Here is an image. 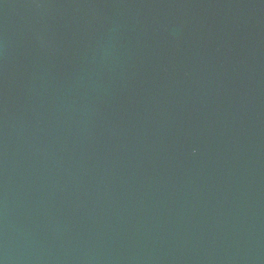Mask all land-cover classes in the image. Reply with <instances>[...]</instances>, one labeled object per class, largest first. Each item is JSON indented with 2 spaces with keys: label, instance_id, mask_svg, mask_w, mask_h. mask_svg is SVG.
Wrapping results in <instances>:
<instances>
[{
  "label": "water",
  "instance_id": "obj_1",
  "mask_svg": "<svg viewBox=\"0 0 264 264\" xmlns=\"http://www.w3.org/2000/svg\"><path fill=\"white\" fill-rule=\"evenodd\" d=\"M0 264H264V0H0Z\"/></svg>",
  "mask_w": 264,
  "mask_h": 264
}]
</instances>
